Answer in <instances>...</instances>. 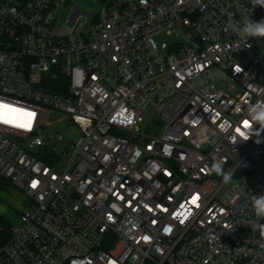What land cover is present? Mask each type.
<instances>
[{"label":"built area","instance_id":"built-area-1","mask_svg":"<svg viewBox=\"0 0 264 264\" xmlns=\"http://www.w3.org/2000/svg\"><path fill=\"white\" fill-rule=\"evenodd\" d=\"M69 1L0 0V104L35 113L30 129L0 121V177L30 199L0 264H264V128L248 116L264 56L226 30L264 7L100 0L59 26ZM67 121L82 137L63 157L43 131Z\"/></svg>","mask_w":264,"mask_h":264},{"label":"rangeland","instance_id":"rangeland-1","mask_svg":"<svg viewBox=\"0 0 264 264\" xmlns=\"http://www.w3.org/2000/svg\"><path fill=\"white\" fill-rule=\"evenodd\" d=\"M74 5L78 6L85 12L89 19L92 20L101 9L100 0H70L69 6L61 11L57 20V25L61 26L66 21L69 9ZM163 42L171 45L174 43V38L163 36ZM255 47L264 56V38H256ZM229 84L221 83L220 88H226ZM152 111L149 109L146 116L150 119V127L144 131L151 135H159L161 133V123L158 119L152 116ZM66 124L65 127L63 125ZM64 124L55 122L44 129V133L49 139V145L55 149L57 153L65 157L67 152L70 151L72 145L76 143L81 137L82 132L71 122L67 121ZM57 171H63L66 164L63 160L53 165ZM0 218H2L8 225L15 226L19 223L20 213L29 207L30 199L17 187L11 186L6 191L0 193Z\"/></svg>","mask_w":264,"mask_h":264},{"label":"clouds","instance_id":"clouds-1","mask_svg":"<svg viewBox=\"0 0 264 264\" xmlns=\"http://www.w3.org/2000/svg\"><path fill=\"white\" fill-rule=\"evenodd\" d=\"M252 3L255 6L264 7V0H252ZM226 30H231L240 40L247 43L249 37L264 38V19L255 22L247 18L243 23H230ZM248 116L253 124H258L261 128H264V102H257L256 104L250 105L248 108ZM211 171L222 176L226 182L230 180V175L224 172L220 162L213 163ZM251 203L257 217V221L251 227L254 226L264 235V223H260V221L264 220V194L252 195Z\"/></svg>","mask_w":264,"mask_h":264},{"label":"snow or ice","instance_id":"snow-or-ice-1","mask_svg":"<svg viewBox=\"0 0 264 264\" xmlns=\"http://www.w3.org/2000/svg\"><path fill=\"white\" fill-rule=\"evenodd\" d=\"M34 116V112H25L23 109L14 108L11 105L0 104V121L4 123L15 124L17 127L30 129ZM245 125L247 126V121ZM35 186V183H33V187ZM197 200L198 196H194L191 203L196 204Z\"/></svg>","mask_w":264,"mask_h":264},{"label":"trees","instance_id":"trees-1","mask_svg":"<svg viewBox=\"0 0 264 264\" xmlns=\"http://www.w3.org/2000/svg\"><path fill=\"white\" fill-rule=\"evenodd\" d=\"M55 91H61V89L56 88ZM42 159H44V158H42ZM11 186H13V185L9 180L0 177V193L3 191H6ZM1 202L2 201L0 198V204H1ZM0 220L4 226V231H0V244H5L9 240V237H10V235L8 233V227L10 225H8L2 218H0Z\"/></svg>","mask_w":264,"mask_h":264},{"label":"water","instance_id":"water-1","mask_svg":"<svg viewBox=\"0 0 264 264\" xmlns=\"http://www.w3.org/2000/svg\"><path fill=\"white\" fill-rule=\"evenodd\" d=\"M56 118H57V116H53V118H52V119H54V120H55Z\"/></svg>","mask_w":264,"mask_h":264}]
</instances>
